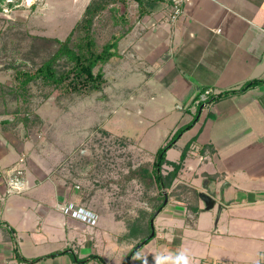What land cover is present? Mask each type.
Here are the masks:
<instances>
[{
  "label": "crops",
  "instance_id": "0c3cea01",
  "mask_svg": "<svg viewBox=\"0 0 264 264\" xmlns=\"http://www.w3.org/2000/svg\"><path fill=\"white\" fill-rule=\"evenodd\" d=\"M182 8L174 22L162 0L137 13L104 63L119 72L105 95H119L121 120L135 115L145 123L150 102L167 101L158 105L168 117L161 136L170 141L183 129L162 165L170 171L184 151L167 188L181 192L165 196L151 239L131 253L140 234L84 203L59 148L14 137L2 119L0 264H264V0H186ZM152 128L119 132L145 148ZM21 153L27 188L7 196L4 175ZM66 201L92 210L96 221L63 214L57 204Z\"/></svg>",
  "mask_w": 264,
  "mask_h": 264
},
{
  "label": "rangeland",
  "instance_id": "374dc122",
  "mask_svg": "<svg viewBox=\"0 0 264 264\" xmlns=\"http://www.w3.org/2000/svg\"><path fill=\"white\" fill-rule=\"evenodd\" d=\"M88 1L32 0L27 4L26 0H0V121L7 119L14 137L35 138L38 145L59 148L60 164L67 178L77 184L87 206L112 213L128 224H143L162 200L156 184L140 169L150 170L152 153L159 143L169 142L161 136L168 117L158 107L167 101H151L142 111L145 123L137 124L135 115L121 120L120 101L114 99L119 95H105V91L110 95L109 91L117 85L114 83L119 72L114 65L105 64L93 68V73L102 71L104 79L106 70L109 80L105 79L108 82L99 90L87 93L82 85L81 91L76 92L66 83L55 87L35 78L18 92L20 98H15V69L32 71L48 58L57 48L53 39L64 40L69 35ZM137 13L136 3L127 0L124 4H109L96 15L92 33L98 47L130 27ZM68 65L70 62L63 56L56 69L60 72ZM148 124L153 128L142 138L145 148L135 146L133 140L119 132ZM22 155L26 157L21 153L12 167L25 168V163L18 161ZM173 190L171 193L181 192L180 188ZM161 192L165 196L171 194L167 188Z\"/></svg>",
  "mask_w": 264,
  "mask_h": 264
},
{
  "label": "trees",
  "instance_id": "16d2710c",
  "mask_svg": "<svg viewBox=\"0 0 264 264\" xmlns=\"http://www.w3.org/2000/svg\"><path fill=\"white\" fill-rule=\"evenodd\" d=\"M127 0H89L86 4L82 15L77 19L74 26L71 29L69 35L60 40L54 38L57 43L55 51L45 60H43L34 70L29 71L25 69H15L13 80L15 84L13 88L15 90L16 99L19 97V91L28 85L35 78H41L49 84L59 86L62 83H66L71 91L80 92L81 86L84 85L86 89L84 92H92L99 90L101 85L105 82L102 71L98 70L93 73L95 66L104 64L113 54V49L116 46V39L102 44L98 47L95 37L92 33L93 20L102 10H104L109 4L121 3L124 4ZM136 3V10L139 15L147 14L155 10L161 0H132ZM65 57L70 65L65 70L58 71L56 69L57 62L61 57ZM82 91V92H83ZM83 92V93H84ZM25 119V118H24ZM1 123H8L3 120ZM183 129L177 130L171 140L165 145L158 147L152 161V167H142L140 172L149 179H151L158 187L159 193L162 196L161 202L157 205L155 210L150 213L145 223H132L129 224V234H140L138 242L130 250L131 253L135 252L139 243L144 244L148 242L152 235L151 219L154 216V212L162 209L165 204V194L161 192L162 188H169L171 185L177 170L180 168L184 159V151L181 154L179 163H170L172 169L165 173H162V165L168 164L165 159V152L169 144L182 132Z\"/></svg>",
  "mask_w": 264,
  "mask_h": 264
},
{
  "label": "built area",
  "instance_id": "2783aa9c",
  "mask_svg": "<svg viewBox=\"0 0 264 264\" xmlns=\"http://www.w3.org/2000/svg\"><path fill=\"white\" fill-rule=\"evenodd\" d=\"M167 2L170 5V13H169V21L174 22L178 16L183 12L182 4L186 2V0H162ZM207 91H205L202 99H206ZM25 160V156L22 155L18 159L19 163L22 164ZM76 187H78L76 185ZM27 188L24 169L20 165H16L9 169L4 175V194L5 195H20ZM57 208L63 214L69 215L71 217H75L80 219L86 223L93 224L96 221L97 214L92 210L86 209L85 207L76 204L72 201H66L64 203L57 204ZM262 261H264V252L263 255L261 253Z\"/></svg>",
  "mask_w": 264,
  "mask_h": 264
},
{
  "label": "bare ground",
  "instance_id": "6f19581e",
  "mask_svg": "<svg viewBox=\"0 0 264 264\" xmlns=\"http://www.w3.org/2000/svg\"><path fill=\"white\" fill-rule=\"evenodd\" d=\"M32 2V0H26L27 4H30Z\"/></svg>",
  "mask_w": 264,
  "mask_h": 264
},
{
  "label": "water",
  "instance_id": "95a60500",
  "mask_svg": "<svg viewBox=\"0 0 264 264\" xmlns=\"http://www.w3.org/2000/svg\"><path fill=\"white\" fill-rule=\"evenodd\" d=\"M165 200H166V199H165ZM150 223H151V226H152V220H151V222H150ZM152 234H153V233L151 232V234H150V235H152Z\"/></svg>",
  "mask_w": 264,
  "mask_h": 264
}]
</instances>
